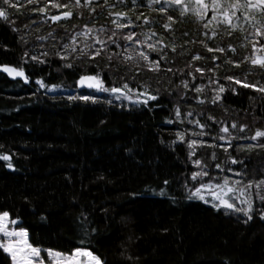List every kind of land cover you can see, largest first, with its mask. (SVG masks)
<instances>
[{
    "label": "trees",
    "instance_id": "16d2710c",
    "mask_svg": "<svg viewBox=\"0 0 264 264\" xmlns=\"http://www.w3.org/2000/svg\"><path fill=\"white\" fill-rule=\"evenodd\" d=\"M54 2L68 7L55 8L49 0H20L19 7L8 11L9 20L0 19V65L24 67L29 80L24 85L0 74V154L10 155L14 166L8 168L9 161L0 159V211L21 222L31 244L65 252L90 248L106 264H264V220L259 214L264 204L255 187L251 189L253 219L247 223L242 213H226L208 199L190 198L201 181L215 184L225 176L243 182L264 177V147H242L264 144V137L251 140L257 129L264 131V93L224 79L233 75L264 84V68L250 63L253 43L264 42V37L255 35L261 23L231 28L208 23L211 10L199 20L191 12L181 16L177 5L149 8L147 0H136L135 6L132 0H108L107 5L92 0L90 7L83 0L79 7L75 0ZM161 6L166 7L164 13L155 10ZM40 7H45L44 13L32 11ZM67 10L73 13L68 19L50 21L52 15ZM117 11L127 16L110 15ZM168 15L174 22L167 20ZM144 16L149 17L147 23ZM114 19L133 23L116 29ZM165 23L171 28L166 30ZM85 25L95 31L103 27L107 35L117 32L101 55L79 54L82 45L92 40V33L80 35ZM135 26L133 41H144L145 34L150 39L139 45L126 41L121 34ZM73 34L76 41L71 40ZM148 43L156 44L157 51L148 49ZM66 44L77 51L72 46L65 49ZM204 44L224 51L209 52ZM99 47L93 44L88 51ZM140 50L157 60L160 69L149 70ZM65 52L66 59L56 55ZM125 52L134 53L133 58L126 61ZM197 53L201 58L193 60ZM197 66L213 71L196 72ZM95 74L105 87L127 83L133 96L148 91L157 99L144 105L116 100L110 92L76 90L80 76ZM37 80L44 81L43 89L34 84ZM182 80L188 82L187 88ZM221 84L225 91L213 103V89ZM197 85L204 86L199 93L194 91ZM81 95L97 99L84 101L78 98ZM195 120L208 127L201 129ZM234 122L236 128L231 127ZM242 124L247 127L240 131ZM221 127L229 128L231 141L218 139L227 135ZM178 131L183 141L177 139ZM202 131L204 135H199ZM190 139L207 143L190 148ZM225 143L232 145L227 152L217 146ZM229 156L237 163L232 164ZM196 159L201 165L193 163ZM217 163L223 170L215 167ZM201 169L209 175L193 180L192 172ZM260 191L264 194V185ZM0 264H11L2 249Z\"/></svg>",
    "mask_w": 264,
    "mask_h": 264
},
{
    "label": "snow or ice",
    "instance_id": "6c2138e0",
    "mask_svg": "<svg viewBox=\"0 0 264 264\" xmlns=\"http://www.w3.org/2000/svg\"><path fill=\"white\" fill-rule=\"evenodd\" d=\"M27 2L31 3L32 0H27ZM92 0H83L85 7L91 6ZM4 4H9L10 6L17 7L18 5L14 4L12 0H3ZM49 3L52 4L55 8H67V4H61L58 2H54V0H49ZM133 5H136V0H132ZM161 0H147V5L149 8L153 4H160ZM75 4L77 7L80 6L81 0H75ZM104 4H108V0H104ZM163 5H177L180 6V15L183 16L185 12L191 10L195 12L197 18L199 20H204L205 16L208 15L209 10H211V17L208 21V23H211L212 21H215L217 25L219 24H225L228 25L231 28L236 27L235 21H238L240 17L237 15V12H241L246 20H252L255 17L253 16V13L255 11H259L260 13L264 14V0H194V5L190 8L189 3H186L185 0H163ZM161 6L156 11L160 13H164L166 11V7ZM94 11V9H91ZM32 11H39L41 13L45 12V7H40L38 9H32ZM72 11L67 10L59 15H52L51 20L57 21L61 19V17H71ZM110 15L115 16L117 18H125L127 16V12L125 11H117L112 12ZM143 15V14H141ZM140 18L139 16L137 17ZM144 21L147 23L149 17L144 16ZM0 19H7V13L6 11L0 7ZM167 20L169 22H174V17L172 15L167 16ZM112 23L115 25L116 29H123L125 27L131 26L132 21L128 20L127 24L123 23L120 19H114L112 20ZM207 27V24L205 25ZM85 31L81 32L80 35L87 36L89 33H92V40L90 43H85L82 45V50L80 51V55L87 54L89 58L98 56L102 54V50L107 47V43L114 42L113 37L117 36L116 31H112L111 35H107L105 29L101 27L98 31H95L93 27H89L88 25L84 26ZM164 28L167 30L171 28V23H165ZM103 34V35H102ZM231 35V33H228ZM123 38L126 41H133V37L137 36V33L135 31H130L128 33H122L121 34ZM151 35H155V33H151ZM186 35V34H185ZM215 31L212 32V36H215ZM255 35L257 37H264V23H261V26L255 29ZM106 36V39H105ZM211 38V37H210ZM150 37L145 34V40L141 41L139 39L133 41L134 44H142L145 43ZM72 41H76V34H73L71 37ZM162 41H157L156 44H162ZM203 43V41H201ZM93 44L100 45L99 48H96L94 51L89 52L88 49L92 48ZM156 44L148 43L147 48L151 49L152 51H157ZM72 45H64V48H68ZM204 47L209 51H219L223 52L224 48L217 46L215 49L209 47L207 44H204ZM229 48L232 46L229 45ZM253 55L250 58V63L254 66H259L261 68H264V55H257V51L261 50L264 51V42H257L253 43ZM72 50L75 52L77 51L74 46H72ZM172 50H176V46L172 45ZM27 55V52L25 53ZM56 55L61 56L62 59L67 58V53L65 52L63 55L61 53H56ZM134 53H127L124 54V59L131 60L133 58ZM139 57L145 62V66L148 67L149 70H159L160 64L157 60H151L148 53L140 50L139 51ZM200 55L197 53L192 56L193 60L200 59ZM32 60H36V56L31 57ZM111 59V57H110ZM159 59H164V55H161ZM212 60H216L217 57L213 56L211 58ZM245 60H249V57H245ZM42 63L44 61H41ZM231 63L235 65H239L240 61H231ZM71 67L72 65H68ZM191 67V65H188ZM0 69H2L3 72L7 73L9 76L15 77H24L25 80L28 79L27 76H25V73L23 69L9 66V65H0ZM136 70L139 71L140 67L137 66ZM168 71H171V69H168ZM196 72L203 73L205 71H213V68L204 69L201 67L195 68ZM188 75H192L191 72L188 73ZM224 79L229 81H234L236 85H243L245 88H252L260 93H264V84H258V83H249L246 80H241L233 75L225 76ZM37 83L41 85V87H45L43 80H37ZM78 83L80 85H87L89 88H94L97 91L102 92H110L115 96L116 100L120 99H126L135 103L148 105L150 100H156L157 96L153 95L152 93L148 91H144L142 93H137L135 96H133L131 93L134 92L133 89L129 87L127 83H124L120 87H105L104 86V80L99 76V74L95 75H82L79 78ZM182 84H184L185 88L188 87L187 81H181ZM211 83L215 84V80H211ZM51 87L55 88L56 85H52ZM203 85H197L194 88V91L201 92L203 90ZM213 91L216 93L215 97L213 98L212 102L215 103L216 101L221 99L220 94L225 91L224 85H219L218 89H213ZM233 92H236V88H232ZM75 97L69 96V99H74ZM80 100L88 101L92 100L95 101L97 99L94 95H81L78 97ZM197 99H200L197 97ZM200 102H203L202 100ZM176 115L180 116L179 109L176 110ZM191 115V113H189ZM171 122V121H169ZM194 124H197L201 129H204L208 127V125L201 123L199 120L192 121ZM232 128H236L237 125L234 122L231 125ZM247 125H239L240 131H243ZM221 133L227 134V135H219L218 139L220 141H231L233 139L232 135L229 133L228 127H221L220 129ZM199 135H204V132H200ZM176 137L178 140L183 141L184 135L181 132L176 133ZM260 137H264V131L257 129L255 133L251 136V140L255 141ZM215 139V138H214ZM189 147L201 144V143H207L206 141H200L196 139H190L187 141ZM219 147H223L224 150L227 152V149L231 147L232 145L230 143H225L221 145H217ZM264 147V144H258V145H252L247 144L243 145L242 147L245 148H252V147ZM241 147V146H237ZM194 154V150L189 152V156H192ZM0 159L4 161H9L7 164L8 168H13V164L11 161V156L8 154H0ZM213 159H215V153H213ZM228 159L231 161L232 164H236L237 160L229 156ZM193 163L197 166L201 165V160L196 159L193 161ZM204 167H207L206 165ZM217 169H222L221 164L217 163L215 165ZM227 171L234 172L236 176H242L243 173L237 172L231 168H228ZM209 173L207 171H204L201 169L199 172H192V179L197 180L198 177L202 176H208ZM231 181V183H230ZM165 184H168L169 181L165 180ZM264 185V177H262L259 180H252L249 179L246 182H243L240 179L232 181L231 177L225 176L223 177L222 183L217 182L215 184L211 183L210 181L205 183L201 181L199 183V187H195L194 191L191 192L190 198H199L203 200L204 197V191L207 190L208 194H210L213 198V207L220 209L224 208L226 213L231 211L235 213H242L247 219L245 220V223L248 221H251L253 219L254 214V207L253 202L251 200V189L255 187L256 189V196L258 199L264 204V194H261V186ZM238 193V195H237ZM161 194L163 195V189H161ZM229 194L231 195V198H229ZM260 218L264 220V210L260 211ZM17 220L12 219L10 217V214L8 211H0V249H2L5 253L9 255L11 258V264H44V259L41 256V248L38 245H33L29 242L27 238V230L23 227H10V225H16ZM86 233L89 230H85ZM90 231L94 232L96 231L95 228L90 229ZM15 238V239H14ZM47 253V258L51 261V264H106V261H104L97 253H95L92 249L86 248V247H73L71 252H65L58 249H53L51 247L43 249Z\"/></svg>",
    "mask_w": 264,
    "mask_h": 264
},
{
    "label": "rangeland",
    "instance_id": "374dc122",
    "mask_svg": "<svg viewBox=\"0 0 264 264\" xmlns=\"http://www.w3.org/2000/svg\"><path fill=\"white\" fill-rule=\"evenodd\" d=\"M185 2L186 3H189L190 8L194 5V0H185ZM161 3H163V0H161ZM187 12H191V13H194L195 14V12H193L191 10H189ZM237 13H238L237 15L240 17V19L238 21H235L236 26L237 25L238 26H241V25H248V26L254 25V26H256L257 24H260L262 22L264 23V14L260 13L258 10L253 13V16L255 18L252 19V20H246L245 17L243 16V14L241 12H237ZM37 87L39 89H43V87H41L40 84L37 85ZM231 195L232 194H229V198H231ZM237 195H238V193H237ZM204 197H205L204 199H208V201H210V202L213 203V198H212V196L210 194H208V191L207 190L204 191ZM20 225H21V222L20 221H17V224L16 225H10V227H21ZM27 238H28V233H27ZM28 240H29V238H28ZM5 254H7V253H5ZM7 256L9 257L8 254H7ZM41 256L44 259V264H51V261L47 258V253L45 251H43V248H41ZM9 259H10V262H11V258L10 257H9Z\"/></svg>",
    "mask_w": 264,
    "mask_h": 264
},
{
    "label": "flooded vegetation",
    "instance_id": "af4514ba",
    "mask_svg": "<svg viewBox=\"0 0 264 264\" xmlns=\"http://www.w3.org/2000/svg\"><path fill=\"white\" fill-rule=\"evenodd\" d=\"M12 2L14 3V4H16V5H18L17 7H19L20 6V0H12ZM137 4H140V3H137ZM143 4V3H142ZM146 5L145 6H147V3H145ZM0 7H2L5 11H6V13H8V11H11L13 8H17V7H13V6H10L9 4H4L3 3V0H0ZM1 20H9V18H8V16H7V19H1ZM133 28V27H132ZM142 28H144V27H141L140 26V28L139 29H142ZM136 30V26L134 27V29H133V31H135ZM3 65H8V64H3ZM9 66H13V65H9ZM13 67H17V68H21V69H23V71H24V67H21V66H13ZM24 73H25V71H24ZM0 74H2V73H0ZM4 75V74H3ZM26 75V74H25ZM4 76H6V75H4ZM27 76V75H26ZM7 77V76H6ZM28 77V76H27ZM8 79H9V77H7ZM10 80V79H9ZM28 80V79H27ZM10 81H12V80H10ZM14 81H20V80H14ZM29 81V80H28ZM78 81V80H77ZM77 81H76V84H77ZM22 83H24L23 81H21ZM34 84H38L37 83V81H35L34 82ZM83 91V90H82ZM84 91H87V90H84ZM97 91V90H96ZM80 92V91H79Z\"/></svg>",
    "mask_w": 264,
    "mask_h": 264
},
{
    "label": "water",
    "instance_id": "95a60500",
    "mask_svg": "<svg viewBox=\"0 0 264 264\" xmlns=\"http://www.w3.org/2000/svg\"><path fill=\"white\" fill-rule=\"evenodd\" d=\"M67 18H69V17H67ZM67 18H65V17H61V19H59V20H57V21H53V20H51V17H50V21H51L52 23H54V22H58V21H61V20L67 19ZM0 73L6 75V76L9 77V79L12 80V81H14V80H20V81H23L24 84H28V81L25 80L24 77H15V78H13L12 76H9L7 73L3 72L2 69H0ZM77 90H78V91H81V90H96V89H94V88H89V87H87V85H80L79 83H77ZM17 221H18V220H17Z\"/></svg>",
    "mask_w": 264,
    "mask_h": 264
},
{
    "label": "bare ground",
    "instance_id": "6f19581e",
    "mask_svg": "<svg viewBox=\"0 0 264 264\" xmlns=\"http://www.w3.org/2000/svg\"><path fill=\"white\" fill-rule=\"evenodd\" d=\"M57 15H59V14H57ZM26 76V75H25ZM28 81V80H27ZM78 81H79V79H78ZM78 81H77V83H78ZM24 85H29V81H28V84H24ZM76 87H77V84H76ZM84 91V90H83ZM89 91H96V90H89Z\"/></svg>",
    "mask_w": 264,
    "mask_h": 264
}]
</instances>
